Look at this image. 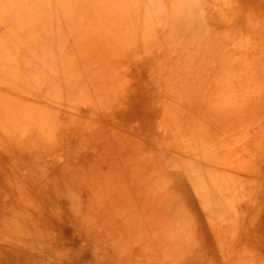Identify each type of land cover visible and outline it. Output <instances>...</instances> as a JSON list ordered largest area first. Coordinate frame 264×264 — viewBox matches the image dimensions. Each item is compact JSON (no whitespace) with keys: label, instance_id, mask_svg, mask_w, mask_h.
Returning a JSON list of instances; mask_svg holds the SVG:
<instances>
[{"label":"rangeland","instance_id":"374dc122","mask_svg":"<svg viewBox=\"0 0 264 264\" xmlns=\"http://www.w3.org/2000/svg\"><path fill=\"white\" fill-rule=\"evenodd\" d=\"M0 264H264V0H0Z\"/></svg>","mask_w":264,"mask_h":264}]
</instances>
